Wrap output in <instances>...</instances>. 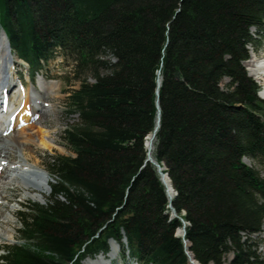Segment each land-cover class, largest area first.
I'll list each match as a JSON object with an SVG mask.
<instances>
[{
	"label": "trees",
	"instance_id": "trees-1",
	"mask_svg": "<svg viewBox=\"0 0 264 264\" xmlns=\"http://www.w3.org/2000/svg\"><path fill=\"white\" fill-rule=\"evenodd\" d=\"M0 31L30 77L61 56L79 83L72 154L49 158L51 195L19 212L0 264H83L110 241L138 264H189L183 241L199 264H264V178L243 162L264 167V100L243 66L264 42V0H0ZM156 102L174 219L145 163Z\"/></svg>",
	"mask_w": 264,
	"mask_h": 264
},
{
	"label": "rangeland",
	"instance_id": "rangeland-1",
	"mask_svg": "<svg viewBox=\"0 0 264 264\" xmlns=\"http://www.w3.org/2000/svg\"><path fill=\"white\" fill-rule=\"evenodd\" d=\"M254 32V30H252ZM258 50L254 53L255 58L259 62L264 61V42H261L259 45ZM13 55V54H12ZM251 56L252 53H251ZM13 57H15L13 55ZM16 60H14V68L11 70L10 79L12 83L18 84V79L21 80L23 85L25 86V90H29L32 86H36L38 88V82L43 78L44 83L48 85H54L57 87L56 92L52 96L46 97V101L49 102V104L45 105H52L54 109L46 115H43V112L41 114V126L36 125L35 120L33 121H19L16 125V130H24L27 135L30 136H39V130L43 132H47L48 138L53 141V145L50 150L42 149L41 147H34L26 145L25 147L29 150L27 156L30 157L31 165H35L38 167V169L46 171L48 186L46 187L47 194L43 198L42 201H37L31 199V195H28L27 192L21 188V186H18V184H14V182H8L4 188L3 197L4 201L0 202V216L2 215L7 220L4 221L0 219V227L1 231L7 230L10 232V229H13L14 232L11 233V237L4 236V238L0 241V259L3 256V251L5 247H10L12 245H15L20 241L19 236V230L21 228L19 222H18V214L22 210V208L29 204V203H37V204H44L45 201L50 197L51 192L49 189V184L54 183V181L50 178L49 173H52V170L49 166V158L55 155H62V156H68L71 155V151L69 148L65 145V143L62 140V134L63 132L71 125L75 124L77 122L76 116H70L69 115V108H68V102L67 98L70 95V92L78 87V81H75L72 78V69L68 61H66L63 57L58 56L56 59L51 61L48 66L46 67V70L42 72V74L38 75L37 77H28L25 73L26 71V65L22 63L20 60H17L18 58L15 57ZM263 60V61H262ZM246 64V63H245ZM244 65V69L249 73L248 69H246ZM23 65V66H20ZM249 76V74H248ZM251 79H253L255 82L261 84L262 87H264V78L261 80H255L251 76H249ZM263 80V82H261ZM89 81H92L91 78H89ZM34 87L35 89H37ZM17 91V90H16ZM28 91H26L27 93ZM16 97L13 96L12 100L15 103V106L17 109H20L24 105L23 98L19 99L18 102L15 101ZM44 105V106H45ZM31 119V118H30ZM19 132V131H17ZM26 135V136H27ZM7 144H3L4 147ZM9 145V144H8ZM7 145V146H8ZM155 145V142H154ZM155 150V146H154ZM16 156H19L17 153ZM248 166L253 167L255 170H257L261 177L264 178V167L260 166L254 161H245ZM171 182V181H170ZM4 181H0V187L3 186ZM173 187V186H172ZM174 189V188H173ZM175 191V190H174ZM176 192V191H175ZM28 193H33V190L30 189ZM177 195V193H176ZM167 197V196H166ZM176 197V196H175ZM174 197V198H175ZM170 214V213H169ZM4 221V222H3ZM264 221L262 224V233L258 237H254L257 239V241L260 243V253L264 258ZM179 229L178 231H180ZM177 231V232H178ZM177 236H179L176 233ZM111 253L114 251V255H109V260H107V254L102 255L105 259H103V264H138L133 258H131L128 255V252H125L126 254H122L120 246L117 245L115 242L110 241L109 242ZM117 255L115 256V254ZM99 258V257H98ZM102 259V257H100ZM88 260V259H87ZM87 260L83 262V264H87ZM95 260L92 261H96ZM111 261V262H110ZM197 264V263H194Z\"/></svg>",
	"mask_w": 264,
	"mask_h": 264
},
{
	"label": "bare ground",
	"instance_id": "bare-ground-1",
	"mask_svg": "<svg viewBox=\"0 0 264 264\" xmlns=\"http://www.w3.org/2000/svg\"><path fill=\"white\" fill-rule=\"evenodd\" d=\"M13 60V56L7 51L6 40L1 34L0 94L5 95L6 97L10 96L8 93L10 86H12L10 73L13 66ZM245 67L249 71V76L257 81L262 79L261 75L264 73V65L263 62L257 61L254 55L250 57V59L245 64ZM44 82L46 81L41 79L38 82V88L36 86H32L30 91L20 89L17 94L14 95V97H16L15 101L17 102L19 99L23 98L24 105L20 109L16 108L12 99L10 103L1 102L0 100V181H4L3 186L0 187V202L4 201V186L8 182H14V184L21 186V188L24 189L28 195H31V199L33 200L42 201L47 194L46 187L48 186V174H46V171L38 169L37 166L30 164L31 159L27 156L29 150L25 146L31 145L34 147H41L45 150H50L53 145V141L47 137L49 134L47 132L39 130V136H30L25 133L24 130L26 129L16 130V124L19 121L26 122L27 120L29 121L30 118L35 120L36 125L41 126L40 120L42 117L40 113L43 112V116L49 114L54 109L52 105L45 104H49V102L46 101V97L54 95L57 87L54 85H48ZM261 82H263V80ZM26 91L28 92L26 93ZM260 96L264 99V89L260 92ZM10 118H12L11 121H9ZM150 137L151 138L149 140L146 139V143L150 156L153 159L152 154L154 152L155 140L152 138V136ZM3 144L9 145H5L3 147ZM17 153L19 156H16ZM245 161L249 160L245 159ZM163 182L166 186L168 194L172 195V185L166 175L163 176ZM30 189L33 190V193H28ZM0 219L4 221L7 220L2 215L0 216ZM10 230V232L7 230L1 231L0 227V241L4 238V236H7L8 238L11 237V233L14 232V230ZM112 248L113 247H111V249ZM111 249L107 254V260H109V255H114L115 251L110 254ZM116 255L117 253L115 256ZM100 257H102V259ZM96 258V261H92ZM96 258L88 259L86 263L103 264V259L105 258L102 255H99Z\"/></svg>",
	"mask_w": 264,
	"mask_h": 264
},
{
	"label": "water",
	"instance_id": "water-1",
	"mask_svg": "<svg viewBox=\"0 0 264 264\" xmlns=\"http://www.w3.org/2000/svg\"><path fill=\"white\" fill-rule=\"evenodd\" d=\"M1 34L3 35V37H4L5 40H6V48H7L8 53L10 54V51H11V50H10L9 42H8V40H7V38H6V35H5V33H4L3 31H0V35H1ZM157 74L159 75V72H158ZM160 83H161V78H158V79H157V90H156V94H157V96H158V88L160 87ZM260 98L263 99L261 96H260ZM156 106H157V110H158V111H157L156 126H155V129H154V132L146 138V139H148V140L151 138L150 136H152V138L155 140L156 131H157L158 127H159L160 114H159V106H158V102H156ZM145 148L147 149V159H146L145 163L152 164V165L156 168L157 174H158V176H159V179H160V181H161V184L163 185V187H164V189H165V194H166V196H167V201H168V206H167V208L169 209L170 218H171V219L177 218V215H176L174 209H173L172 206H171V203H172L174 197L176 196V192L174 191V189H173V187H172V191H173V193H172V195H169L168 192H167L166 186H165V184H164V182H163V176L166 175V176L168 177V174H167V173H166V174H163V171L166 170V168H165V167H160V166L157 164V162L151 158L150 153H149V150H148V148H147V143H146V141H145ZM244 163H245V162H244ZM245 164H246V163H245ZM168 179H169V177H168ZM169 181H170V179H169ZM170 183H171V182H170ZM171 185H172V184H171ZM181 223H182V228H181L180 231L177 232V234L179 235V237L183 238L184 235H185V228H186V226H187V223H185L183 220H181ZM183 244H184L185 254H186V257H187V259H188L189 264H194V263L199 264L197 261H195L193 255L188 251L190 247H189L187 241H183Z\"/></svg>",
	"mask_w": 264,
	"mask_h": 264
}]
</instances>
